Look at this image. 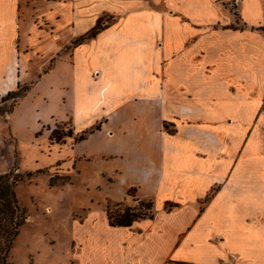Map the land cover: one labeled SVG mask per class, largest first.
Segmentation results:
<instances>
[{
    "label": "crops",
    "instance_id": "crops-1",
    "mask_svg": "<svg viewBox=\"0 0 264 264\" xmlns=\"http://www.w3.org/2000/svg\"><path fill=\"white\" fill-rule=\"evenodd\" d=\"M201 1L185 7L176 4L180 0H0L1 103L26 86L14 97L16 124L28 110L33 116V96L40 103L53 87L65 92L67 75L78 94L75 120L103 105L117 108L88 127H96L89 135L113 134L112 118L117 124L132 109L153 111L154 135L142 138L147 152L133 148L115 156L142 162L133 182L141 183L139 190L174 189L158 200V210L154 202L155 213L128 227L111 226L103 211L72 219L92 242L105 239V246L90 249L98 257L104 247L105 264H264V1L259 17L251 18L243 7L249 0H206L219 5L222 20L213 23L193 15ZM162 17L168 40L165 32L158 39L153 34L163 27ZM208 34L216 41L201 39ZM201 41L207 44L193 47ZM167 43L174 46L171 63L161 57L153 65ZM54 56L57 65L43 68ZM173 60L177 67L167 74ZM177 117L188 120L164 132L163 120ZM214 187L213 198L199 208V197ZM166 199L177 206L163 210ZM144 226L158 227L146 232Z\"/></svg>",
    "mask_w": 264,
    "mask_h": 264
},
{
    "label": "rangeland",
    "instance_id": "rangeland-1",
    "mask_svg": "<svg viewBox=\"0 0 264 264\" xmlns=\"http://www.w3.org/2000/svg\"><path fill=\"white\" fill-rule=\"evenodd\" d=\"M180 1L176 4L185 7L190 5L189 0ZM205 1L195 2L201 5L200 11H193V15L198 16L202 23H213L217 18L222 20L219 5L207 6ZM246 2L243 7L245 6L249 17H259V0ZM164 12L167 16L172 15L166 8ZM165 19L162 17L163 27L153 29L155 39L163 38L165 32L164 38L168 40L166 32L170 30L165 28L168 26ZM107 20L110 19L103 17V22ZM156 20L159 22V17H156ZM201 28L202 34L209 31L205 26ZM261 31L264 33L263 30ZM201 39L216 41L209 34L202 35ZM168 43L166 50L159 52L158 59H154L153 65L157 64L161 57L171 63L170 53L174 46ZM206 44L207 42L201 41L199 44L193 43V47L201 49ZM65 52L68 54L67 49ZM57 59L58 57L54 56L43 68L53 69L58 63ZM64 60L66 66L72 63L71 54L64 56ZM62 64L59 65L60 71L64 68ZM169 64H166L165 68L169 71L167 74L174 72L177 67L175 60L173 66ZM157 69L161 71L159 66ZM34 79L36 81L37 77L35 76ZM71 79L67 75L63 93H59L57 88L53 87L54 90H50L48 99L45 96L46 100L40 103L37 102V95L33 96L36 100L33 116H29L30 110H28L26 117L19 119L17 124L10 113L17 107L19 99H14L16 96L6 95V101L1 103L0 100V174L11 173L13 177L19 179L14 188L15 194L27 216L7 254V264H31V260L34 264H79V262L105 264L108 259L104 247L103 254L98 257L90 252L92 244L97 243L102 246L105 244V239L100 236L96 238L98 242H92L93 238L87 236L83 227L78 228L79 225L74 223L72 220L74 216L81 219L87 212L103 211L112 219L121 217L127 212L140 219L145 218L155 213L153 208L156 204L155 209H159L158 200L162 197L166 198L164 196L174 189L157 188V194L154 193V189L139 190L136 186L141 183L138 185L133 182L139 181L136 173L138 167L135 166L142 162L135 161L134 157L121 159L115 156L120 150H125L126 156L132 154L133 148L136 152H143L145 148L147 152L148 144L143 145L146 143L142 138L144 135L147 137L154 135L153 126L149 122L152 120L153 111L147 108L139 111L132 109L123 121L117 124H113L112 118L110 123L114 135L109 134L110 132L89 135L96 127H88L96 120H100L99 118H107L108 113L114 114L117 108L107 109L103 105L97 113L87 114L82 118L77 117L75 120L74 107L78 94L70 83ZM25 89L26 86L17 92L21 95ZM136 95L138 94L135 93L133 99H137ZM176 119H164L163 131L174 133L177 131L176 121L186 123L188 120L183 117ZM260 129L264 134V125L260 126ZM154 142L152 139L150 144L154 145ZM144 187L146 186L141 189ZM217 190L216 187L207 189L197 200V206L205 208ZM197 191L195 190L194 194H197ZM150 204H152L151 209ZM161 206L163 210L169 211L177 206V203L166 199ZM155 227L158 226H144L142 230L147 232Z\"/></svg>",
    "mask_w": 264,
    "mask_h": 264
},
{
    "label": "trees",
    "instance_id": "trees-1",
    "mask_svg": "<svg viewBox=\"0 0 264 264\" xmlns=\"http://www.w3.org/2000/svg\"><path fill=\"white\" fill-rule=\"evenodd\" d=\"M99 29L100 26L93 28L90 35H94ZM260 29L264 31V24ZM19 95L17 91L7 93V96ZM80 138H82V136H80ZM17 181H19V179L13 177L11 173L0 174V264H7V254L21 226L27 219L25 211L19 205L15 194L14 188ZM149 208H152V204H150ZM107 218L111 226L119 227L131 226L134 221L140 219L138 216L128 212L116 219H112L109 215H107Z\"/></svg>",
    "mask_w": 264,
    "mask_h": 264
},
{
    "label": "built area",
    "instance_id": "built-area-1",
    "mask_svg": "<svg viewBox=\"0 0 264 264\" xmlns=\"http://www.w3.org/2000/svg\"><path fill=\"white\" fill-rule=\"evenodd\" d=\"M44 1H49V0H44ZM54 1H57V0H54Z\"/></svg>",
    "mask_w": 264,
    "mask_h": 264
}]
</instances>
